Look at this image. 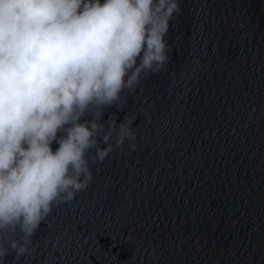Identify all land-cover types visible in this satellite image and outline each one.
<instances>
[{"label":"water","instance_id":"95a60500","mask_svg":"<svg viewBox=\"0 0 264 264\" xmlns=\"http://www.w3.org/2000/svg\"><path fill=\"white\" fill-rule=\"evenodd\" d=\"M180 7L165 70L102 115L136 148L91 149L87 189L5 264H264V0Z\"/></svg>","mask_w":264,"mask_h":264},{"label":"clouds","instance_id":"9594fccd","mask_svg":"<svg viewBox=\"0 0 264 264\" xmlns=\"http://www.w3.org/2000/svg\"><path fill=\"white\" fill-rule=\"evenodd\" d=\"M181 12L180 0H0V264L87 189L91 149L103 161L136 148L133 118L102 115L165 70Z\"/></svg>","mask_w":264,"mask_h":264}]
</instances>
